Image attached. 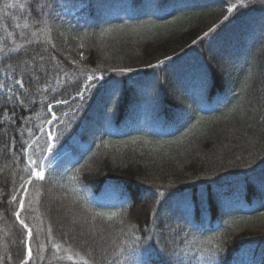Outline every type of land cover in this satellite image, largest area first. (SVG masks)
Returning a JSON list of instances; mask_svg holds the SVG:
<instances>
[{
    "label": "trees",
    "instance_id": "1",
    "mask_svg": "<svg viewBox=\"0 0 264 264\" xmlns=\"http://www.w3.org/2000/svg\"><path fill=\"white\" fill-rule=\"evenodd\" d=\"M243 2L159 0L150 8L146 0H56L50 16L37 18L19 7L28 0H0V55L31 41L45 67L60 69L38 85L37 103L25 105L30 112L16 108L27 127L17 124L15 155L6 146L15 132L11 113L0 112V192L24 199L33 254L45 257L37 264H129L130 237L157 209L179 234L166 233L160 246L167 240L185 264H264V0ZM181 50L169 63L140 69ZM183 62L194 71L175 68ZM127 68L136 71H113ZM93 75L107 82L94 94L89 88L87 110L74 116L83 107L71 99L76 85ZM111 77L122 80L118 101ZM53 96L70 102L51 109L57 119L49 126ZM106 108L113 109L110 126ZM73 124L45 179L28 184L27 156L48 155L39 129L62 140ZM21 142L28 151L18 158ZM15 210L0 204L6 264H19L26 235ZM150 259L165 264L155 249Z\"/></svg>",
    "mask_w": 264,
    "mask_h": 264
},
{
    "label": "snow or ice",
    "instance_id": "2",
    "mask_svg": "<svg viewBox=\"0 0 264 264\" xmlns=\"http://www.w3.org/2000/svg\"><path fill=\"white\" fill-rule=\"evenodd\" d=\"M147 6L150 8L158 7L159 0H146ZM240 5L244 6L243 0H240ZM56 0H28L27 4H21L19 7L27 12L29 15L35 16L37 18L43 17L45 15H51L54 9L57 7ZM11 7V5L9 6ZM237 8L236 4H232L228 7L227 11L229 13L233 12ZM224 19L227 21L229 19L228 16H225ZM37 26H39L37 24ZM214 29H209L208 32L204 33V37L209 36ZM197 41H193L195 44ZM34 50L31 48V41H27L26 44L22 45L20 48L9 49L8 52L0 55V80L3 82L0 83V112H10L11 118L9 120V125L13 129H15L14 134L9 137L10 144L6 146H10L12 152L9 155H15L16 141L17 137L20 135L19 128L17 124L19 123L22 127H27L25 124L26 117L18 116L16 114V108L19 107L21 112H30L32 110L31 107L25 108V105L35 106L37 101L34 97L40 92L38 85L41 84L42 81H47L48 79H57L60 69L56 66L53 67H45V61L43 55L33 54ZM31 56V61L23 59V57ZM172 57H165L164 60L159 61L156 65H148L147 67L156 68L161 65H164L170 62ZM13 61L14 67L11 69L5 63V61ZM75 64V61L72 62ZM114 72L119 74H127L135 69L127 68V69H115ZM112 79V90L110 96L118 101L119 99V88L118 86L122 83V80L118 77H111ZM94 82L95 85H94ZM105 77H96V76H88L87 80L83 84L77 83L75 88V96H71L72 100H79L83 107L73 109V115L75 116L77 112H84L87 110V102L85 100V94L88 92L89 88L93 89V94L99 90L106 83ZM207 82L203 81L200 91H207ZM55 103H47L46 107L49 109V115L52 117L47 123L51 126L55 120L57 119L55 113L51 111L54 107H58L61 105L69 104V100L67 99H56L55 96L52 97ZM111 108L105 109V118L106 122L110 126L111 120L110 116L112 113ZM81 117L77 116L76 122L78 123ZM178 119H180L178 117ZM2 126V125H0ZM183 126V125H181ZM75 127L73 124L68 131L64 134V138L62 140L59 139V136L53 134L50 131H46L41 128L39 131L43 132L45 137L47 138L46 142V152L48 155H45V150H42L40 155L33 159L31 156H27L28 149L21 142L19 147V157L27 156L28 167L30 169V174L27 183L30 184L33 180H41L45 179V168L41 166V161L45 162V167L52 164L53 159L56 156L61 155V150L63 149L64 144L69 140L72 135V129ZM179 131V129H177ZM167 135H174L175 133H162ZM7 136V131L4 133ZM54 140H58L59 143H54ZM79 163V161H77ZM51 170V169H49ZM20 192H27V188L25 185H21ZM123 196V193H121ZM10 197V199H7ZM10 203L16 206V210L14 212L15 220L21 226V228L25 232V239L22 241V247L20 249V259L19 264H37V261L43 262L45 260L44 255H34L33 249L31 247V241L33 238V231L29 227V225L25 222L24 219L21 218V213L24 209V199L22 197H18V195H14L11 192H0V204ZM121 206L125 203H128V199L125 197L121 200ZM113 215H115L113 213ZM188 222V221H186ZM136 232H139L140 235L133 234L130 239L132 240V250L129 264H152L150 259L152 255L153 249L158 251L161 255L165 257V264H185V261L177 252L174 247L171 252L168 249V241L165 240V246L161 247V239H163L167 234L172 235L173 237L179 235L172 227L171 224L167 223L160 216L159 210L157 209L151 214V220L146 223L143 227H137ZM52 227L49 226L48 234L51 235ZM158 237L160 239H158ZM67 238L68 240L73 239L72 237H68L65 234L62 239ZM182 242V241H181ZM44 247L43 245L41 246ZM112 249L119 248V244L110 245ZM51 248L56 252L60 251V244L53 242L51 244ZM128 251V247L124 246L120 250V255H124L125 252ZM102 255V260H103ZM12 257L8 256L7 261H11ZM0 264H6V261L0 260ZM92 264H97L95 258H93ZM112 264H117V260L114 259ZM190 264V261L188 262Z\"/></svg>",
    "mask_w": 264,
    "mask_h": 264
},
{
    "label": "rangeland",
    "instance_id": "3",
    "mask_svg": "<svg viewBox=\"0 0 264 264\" xmlns=\"http://www.w3.org/2000/svg\"><path fill=\"white\" fill-rule=\"evenodd\" d=\"M120 59H121V57H120ZM171 61H173V60H171ZM178 62V61H177ZM188 63L187 62H183L182 64L180 63V64H178L177 66H175V68H178V69H183V68H188V71L189 72H193L194 71V69L193 68H191V66H186ZM141 70L143 69V68H140ZM150 101V100H149ZM151 102V101H150Z\"/></svg>",
    "mask_w": 264,
    "mask_h": 264
}]
</instances>
